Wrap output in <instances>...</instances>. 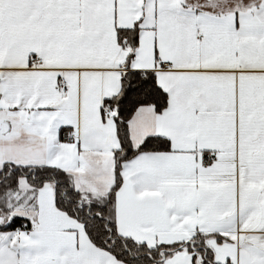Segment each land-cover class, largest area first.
Returning <instances> with one entry per match:
<instances>
[{
  "label": "snow or ice",
  "instance_id": "obj_1",
  "mask_svg": "<svg viewBox=\"0 0 264 264\" xmlns=\"http://www.w3.org/2000/svg\"><path fill=\"white\" fill-rule=\"evenodd\" d=\"M0 264H264V0H0Z\"/></svg>",
  "mask_w": 264,
  "mask_h": 264
}]
</instances>
